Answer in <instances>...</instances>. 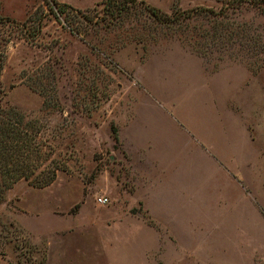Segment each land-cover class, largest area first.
<instances>
[{
	"label": "rangeland",
	"instance_id": "1",
	"mask_svg": "<svg viewBox=\"0 0 264 264\" xmlns=\"http://www.w3.org/2000/svg\"><path fill=\"white\" fill-rule=\"evenodd\" d=\"M47 1L51 10L44 0H0V106L36 121L47 158L40 169L59 158L66 169L47 186L21 178L0 192V264H264V205L263 216H151L143 204H131L135 186L121 136L140 101H169L189 74H205L213 84L235 85L239 102L250 96L248 115L262 130L253 146L264 157L261 7L250 0H143L167 15L195 13L167 29L134 14L105 28L110 17L102 21L101 0H57L73 8L62 14ZM216 23L232 25L211 43ZM137 26L140 39L125 37L123 30ZM90 63L103 74L92 77ZM150 81H158L156 91ZM53 84L61 107L51 111L38 90L52 98ZM205 98L195 96L202 104ZM247 144L236 138V151L249 150ZM261 166V177L248 173V186L264 189ZM100 196L106 204L96 203ZM198 244L203 251L195 252Z\"/></svg>",
	"mask_w": 264,
	"mask_h": 264
},
{
	"label": "crops",
	"instance_id": "2",
	"mask_svg": "<svg viewBox=\"0 0 264 264\" xmlns=\"http://www.w3.org/2000/svg\"><path fill=\"white\" fill-rule=\"evenodd\" d=\"M147 66L151 69V62ZM187 77L171 101H140L123 127L135 186L130 203L143 204L151 216H263L264 189L246 183L249 172L261 177L264 163L262 148L253 146L262 131L258 119L248 115L253 101L249 95L237 101L235 85L213 84L205 74ZM157 82L150 81L149 88L156 91ZM216 92L219 98L213 101ZM195 96H205L207 104ZM236 138L252 146L238 152ZM255 193L258 198L251 196ZM203 249L198 244L195 252Z\"/></svg>",
	"mask_w": 264,
	"mask_h": 264
},
{
	"label": "trees",
	"instance_id": "3",
	"mask_svg": "<svg viewBox=\"0 0 264 264\" xmlns=\"http://www.w3.org/2000/svg\"><path fill=\"white\" fill-rule=\"evenodd\" d=\"M44 1L51 10L52 8L49 2L47 0ZM52 1L56 5L59 14L73 9L69 4L61 3L57 0ZM249 2L261 7L264 12V0H250ZM99 3L102 4V21H105L106 17H110L109 22L105 21L106 23H103L102 27L105 28H110L111 25H114L113 23L115 20H117V22L119 21L117 26H123L124 23L122 21L127 20L130 14H134L136 17L141 15L149 18L151 16L153 19L152 21L156 22L158 25L164 26L167 29L174 23L180 25L183 21H189L195 13V11H182L178 14L176 11L171 15H167L159 12L157 8L149 6L143 0H101ZM201 9L202 8H198L196 11L198 12ZM202 10L205 11L206 9ZM209 13L213 14L212 11ZM84 18L87 22H91L90 18ZM92 24L97 25L98 22H93ZM231 25L232 24L226 25V23H220V25H217L216 23L211 33V43H215L216 39L220 37L221 32L223 30L228 31V29L231 28ZM40 27H38V29ZM70 27H72V24ZM139 29L140 28L137 26V28H133L132 30L123 31L125 32V37H128V39L129 37L140 39ZM70 30L80 35V28L75 26ZM31 36H34V34H31ZM231 36L232 33L230 31L229 37ZM1 57L2 56H0V70L3 66ZM89 68L90 69L88 71L92 77L97 78L98 76L96 74H100L101 72L103 74V70L99 68V65L92 66L90 63ZM91 80L93 83V78ZM54 87L55 85L53 84L52 91L54 93L52 98H48L44 88L38 90L44 99L43 108L51 111H54L55 109L59 110L61 107V101L58 99L57 92ZM35 122L36 121L25 120V114L15 106H10L9 108L0 106V176L3 184V187L0 188V192L5 188L10 187L21 178L27 179L35 187L47 186L55 180L58 171L66 169V162L62 158H59V160L55 162L52 167L46 166L45 168L40 169V167L43 166V161L47 158L45 153L42 151L40 144L36 140L38 129L34 126Z\"/></svg>",
	"mask_w": 264,
	"mask_h": 264
},
{
	"label": "built area",
	"instance_id": "4",
	"mask_svg": "<svg viewBox=\"0 0 264 264\" xmlns=\"http://www.w3.org/2000/svg\"><path fill=\"white\" fill-rule=\"evenodd\" d=\"M96 203L98 204H106L107 203V198L104 196H100L98 198H96Z\"/></svg>",
	"mask_w": 264,
	"mask_h": 264
}]
</instances>
